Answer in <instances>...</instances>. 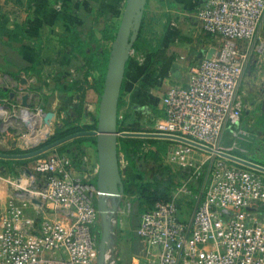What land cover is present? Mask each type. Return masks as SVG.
I'll list each match as a JSON object with an SVG mask.
<instances>
[{
  "label": "built area",
  "instance_id": "obj_1",
  "mask_svg": "<svg viewBox=\"0 0 264 264\" xmlns=\"http://www.w3.org/2000/svg\"><path fill=\"white\" fill-rule=\"evenodd\" d=\"M196 16L203 31L219 39L218 48L189 66L185 83L167 87L160 101L163 116L148 132L172 143L171 162L194 165L187 156L202 153L208 164L206 188L189 219L169 197L141 213L136 233L146 264H264V216L256 212L264 204V171L233 158L249 160L235 153L245 150L240 144L250 137L241 128L237 97L249 54L260 51L254 43L264 24V0H205ZM24 112L39 124L32 127ZM44 114L42 108H20L25 148L38 145L34 132L46 125ZM32 158L38 177L29 174L28 185L9 197L0 217V264H96L95 182L77 175L63 153ZM32 199L62 210L60 216L42 218L36 233L24 224L30 221L25 210L38 205ZM56 249L64 255L56 257Z\"/></svg>",
  "mask_w": 264,
  "mask_h": 264
},
{
  "label": "crops",
  "instance_id": "obj_2",
  "mask_svg": "<svg viewBox=\"0 0 264 264\" xmlns=\"http://www.w3.org/2000/svg\"><path fill=\"white\" fill-rule=\"evenodd\" d=\"M204 1H146L143 19L148 29L151 25L155 27L160 21L165 24L164 27L167 26V29L159 34L161 35L159 39L154 38L155 42L153 45L158 42L165 54L164 59L160 63L155 64L154 73L158 72L162 64L169 63L170 51H176L181 59L179 66L176 67L174 65L172 68L170 75L174 80L170 84L185 83L189 66L199 63L208 54H214L218 48L219 39L204 32L196 16L197 7ZM123 2L124 0H89L88 7L101 9L106 15L110 14L108 11L110 9L113 15H111L108 22L111 23L118 19L120 12L122 14ZM62 6V3L57 2L55 4L52 0H0V153L2 154H22L25 152L8 153L6 151L27 149L23 148V142L20 140L21 128L16 126L18 122L20 123L18 112L22 107L31 109L42 108L45 111L52 110L54 112L51 119L53 126L57 125L59 127L62 119L71 117V121L67 119L63 123L66 124L64 128L71 125L80 127L81 130L78 131L96 128L100 94L92 88V76L88 75L84 78L83 74L78 70L79 63L59 43V38L69 34L73 23L79 22V19L73 14L69 13L70 16L68 17V12L63 11ZM177 30L179 33H177ZM263 32L264 24L259 37L262 36ZM96 35L99 38V42L103 43L101 34L96 32ZM168 37L172 38V40L167 42V44H162L160 39L168 41ZM129 57L133 61L132 67L125 72L126 83L121 94L124 102L122 109L127 108L129 104H133V116L135 119L130 124L133 126V130L127 131L148 132L152 129L155 119L163 116V114L160 116L155 112V110H158L163 113L160 105L162 95L157 99L158 106L156 105L153 108L155 116L151 119H144L142 115L146 116L150 113L149 109L145 107L146 104L142 103H153L156 98L152 87H149L147 81L143 79L148 73H143V71L138 69L146 66L149 56L142 50L133 48ZM34 63H37L35 68H37L38 74L25 70L27 66ZM75 80L78 81L67 93L57 88L58 86L64 88ZM141 82L147 84L146 90L140 89L139 84ZM39 85H42L44 89H39ZM50 89L52 90L51 94L45 99L43 90L48 91ZM23 95H27L26 106L22 104ZM39 120L35 115H31L28 123L34 127L35 124H39ZM93 125L95 127L92 128L91 126ZM147 125H150L149 129ZM47 127L46 125L40 127L37 130L39 133L37 131L34 132V137L45 135L48 130ZM80 136L93 135L72 137L48 149L45 154L59 152L57 147L60 145L64 146L66 153L68 152V154L62 153L69 155L68 157L70 158V152L77 151V159L71 158L76 174L85 175L96 182L98 157L95 144L83 145L75 142L74 139ZM93 137L95 138V136ZM258 138H263V135L255 132L254 135H250L248 142L240 144L245 149V154L249 155L255 150ZM34 147L29 148L36 149L40 146ZM156 150L154 145L148 142L143 143L139 147L140 154H147V157H145L146 163L139 166L140 168L132 165L123 153L118 150L119 169L123 182L140 180L147 172L151 171L147 167L149 165L148 162L153 160L150 159L152 156H150L149 151L154 154ZM170 150L171 147L167 149L165 159L168 164L177 168L174 173L177 179H174L171 174L160 175V170H152V172L160 177L169 178L175 183L169 197H174L178 201L181 206L182 217L189 219L206 188L208 164L202 153L193 152L187 156V161L192 162L195 166L179 165L169 160L168 152ZM0 158L13 160L10 161V168L5 164H0L1 217L9 197L17 190H23L28 185L30 181L29 174L33 173V171L29 168L30 158L7 156H0ZM23 159L28 160L23 162ZM155 161L157 162V160ZM198 166L200 169L196 170ZM139 169L144 170V172ZM34 176L38 177V174L35 173ZM104 203L105 212L99 213L95 226L98 242L104 230L108 231L103 264H146L144 244L137 235L136 228L139 224L141 213L150 208L148 204L141 203V205L139 204L140 207L138 206L137 208L138 204L134 201V194H124V192L118 197H105ZM61 214V208L56 207L51 202L39 200L37 206H29L25 210V216L30 219L29 222L24 223L25 228L30 232L36 233L39 231V222L42 218H54ZM54 255L59 257L64 254L62 250L56 249L54 250Z\"/></svg>",
  "mask_w": 264,
  "mask_h": 264
},
{
  "label": "trees",
  "instance_id": "obj_3",
  "mask_svg": "<svg viewBox=\"0 0 264 264\" xmlns=\"http://www.w3.org/2000/svg\"><path fill=\"white\" fill-rule=\"evenodd\" d=\"M53 3L60 2L63 4L62 9L65 12L73 14L75 17L79 19V22L73 23L70 28L69 34L59 38V43L68 50L73 58L79 63L78 70L83 74L84 78L88 75L92 76L93 83L92 88L97 91L99 94L102 91L104 76L107 67L109 49L103 47V45L99 42V38L96 35V32L101 34L102 39L104 40H113L115 29H111L110 23L108 20L111 18L112 12L109 9L108 11L110 14H105L104 11L101 9H97L94 7H88L89 0H52ZM85 2V3H84ZM87 4V5H85ZM109 8V7H108ZM111 8V7H110ZM119 17H121V12ZM118 17V18H119ZM145 23L142 17L141 26L139 29L138 36L133 44V48L137 50H142L146 55L149 56V61L143 68H138L139 70L143 71V73L154 74L155 72V64L160 63L164 57V51L160 48V44L157 42L156 44H152L148 39L143 38L142 34L145 32ZM102 46V48H101ZM132 58L126 62L125 72L127 69L132 67ZM37 63L33 65L27 66L25 70H30L31 73H37V68L35 66ZM39 73H40V62H39ZM75 80L69 83L66 87H57L58 89L62 90L63 92L67 93L71 90L76 83ZM126 83V79L124 76L121 92L118 102V117H117V127L119 131L123 130H133V126L130 124L134 121L133 116V109L134 105L129 104L127 108L123 109V112L120 113V109L122 108L124 102L121 98V94L124 90ZM147 84L145 82H141L139 84L140 89H147ZM39 89H44L42 85H39ZM50 90H43V95L45 99L49 97L51 94ZM44 107V106H43ZM158 115H162L158 110H155ZM262 123L257 127L255 131L258 134H262L264 131V114L260 118ZM92 128L95 125L91 126ZM81 130L78 126L73 127H57L55 132L51 137L43 144H48L52 141L60 139L68 134ZM258 136V135H257ZM75 142L83 145H94L95 138L93 136H80L74 139ZM148 142L150 144L154 143L153 138H143L137 136H119L118 138V150L123 153L125 158L135 167L143 165L146 163L145 157H147L145 153H139V147ZM255 150L248 154H242L240 152H235L236 154L246 157L247 159L257 162L259 164L264 165V136L263 138H258L255 146ZM34 148H27L26 150L21 149H13L8 150V153H22L31 151ZM57 151L60 153L65 152L64 146L60 145L57 147ZM71 158L75 159L77 155V151H71ZM150 156H153L152 151H149ZM68 154V152L66 153ZM31 159V158H30ZM33 159V158H32ZM77 159V158H76ZM28 159H23L22 161L25 162ZM10 161L9 159L0 158V164H5L10 168ZM142 172L144 170L139 169ZM9 171H11L9 169ZM124 183V194H134V201L137 202V208L141 203H147L148 207H152L155 202L169 198L170 191L175 186V183L169 178L160 177L154 172L149 171L147 172L142 179L135 180V181H125ZM140 207V206H139ZM257 214L263 215L264 209L258 208L256 210Z\"/></svg>",
  "mask_w": 264,
  "mask_h": 264
},
{
  "label": "water",
  "instance_id": "obj_4",
  "mask_svg": "<svg viewBox=\"0 0 264 264\" xmlns=\"http://www.w3.org/2000/svg\"><path fill=\"white\" fill-rule=\"evenodd\" d=\"M147 0H125L119 25L109 50L106 72L102 91L99 96L96 128L92 130L78 131L68 134L60 139L40 146L22 154H2L0 156L31 158L44 153L48 149L78 135L95 136V147L98 157V171L96 176V188L98 190L97 207L100 213L105 212V197H118L123 194L124 183L119 169V136L156 137L158 134L137 131H119L117 127L118 102L122 82L125 76L126 62L129 59L133 44L138 36L142 22L143 12ZM207 56H210L208 54ZM27 95L22 96V104L27 105ZM54 115L52 110L45 111L43 120L49 126ZM236 160L264 171V166L243 158L233 157ZM39 204L38 200L32 199ZM259 208L264 209V204ZM105 229L98 242V258L96 264H103L106 248Z\"/></svg>",
  "mask_w": 264,
  "mask_h": 264
},
{
  "label": "rangeland",
  "instance_id": "obj_5",
  "mask_svg": "<svg viewBox=\"0 0 264 264\" xmlns=\"http://www.w3.org/2000/svg\"><path fill=\"white\" fill-rule=\"evenodd\" d=\"M125 6V0L122 3V7L124 8ZM68 17L70 16L69 13H67ZM72 20V19H71ZM119 21L120 18H118L115 21H112L110 23L111 29H115L113 32H115L114 34H116L118 25H119ZM164 23L162 21H160L158 24H156V26L154 27L153 25H151V27L148 29V26L145 25L146 30L145 32L142 34L143 38L148 39L152 44L155 42L154 38L159 39L161 35H159L161 32L165 31L167 29V26L164 27ZM181 26V25H180ZM154 30V32H153ZM181 30V29H180ZM177 33H179V31L177 30ZM115 36V35H114ZM174 36H176L174 34ZM114 40V39H113ZM113 40H104L103 39V43H101L103 46H106V48H108L110 50L111 45ZM168 41H163V39H160L162 44H167V42L171 41L172 38L167 39ZM158 41V40H156ZM105 42V43H104ZM256 45H259L260 47V51L256 52V50H254L253 52H251L249 54V58L248 61L246 63V66L244 68V72H243V78H242V84L239 88L238 91V97H237V101H238V111H239V120H240V124H241V128L243 130H246V132H249L250 135L251 134H255L254 130H257V127L262 123V120H260V118L262 117V115L264 114V32L262 34L261 37H258V39L255 41ZM108 46V47H107ZM177 46V45H175ZM169 50H171L170 47H168ZM174 49V47H173ZM255 52V53H254ZM170 60V61H169ZM179 60V61H178ZM180 58H179V54L177 55L176 51H170V59H168L169 63L166 64H162L159 67L158 72L152 74V75H145L143 77L144 80L147 81V83L149 84V87H152V91L153 94L156 95V98L154 99L155 101L152 102H148V103H142V104H146L145 107H147V109H149V115L147 114L142 115V117L144 119L147 118H153L154 115V111L153 108L156 107V105L158 106V101L157 99L162 95V93H164L165 89H167V87L170 85L171 82H173L174 79H172V76L170 75L172 72V68L175 65L176 67L179 66L180 63ZM155 106V107H154ZM123 112V109H120V113ZM151 115V116H150ZM71 117H67L62 119V121L60 122L61 126L59 127H64L63 124L67 121V119H70ZM63 124V125H62ZM18 126L19 128H21V131L25 130L24 125L18 122ZM75 125H71L68 127H73ZM148 129L150 125H147ZM57 125H52L50 126V128L48 129L47 127V133L45 135L40 136V138L38 139V146L43 145L50 137L51 135L54 134L55 129L57 128ZM238 126H231L230 129L232 130H236L238 129ZM20 131V132H21ZM238 134V132H237ZM262 135L264 136V131H262ZM38 136H35V138H38ZM154 139V143H152L154 145V148H156L157 150L155 151V153L153 154L152 161L148 162V168L152 171V170H160V175L162 174H171L173 175L174 179L176 178V175H174L175 171L177 170V168L172 167L170 164H168L166 162V151L167 149L172 146V143H169V141L167 140H163V139H159V138H154V137H150ZM228 140V139H227ZM231 140L226 142V146H231ZM23 148L25 149V147L23 146ZM35 148V147H34ZM50 152V151H48ZM242 154H244L243 152H240ZM71 155V154H70ZM69 156V155H68ZM158 156V157H157ZM157 160V162L155 160ZM30 160V169L33 171V165H34V161L31 157ZM168 168V169H167ZM33 173H36L33 171ZM94 182V180H93ZM199 183V181H197ZM146 205V204H144Z\"/></svg>",
  "mask_w": 264,
  "mask_h": 264
},
{
  "label": "bare ground",
  "instance_id": "obj_6",
  "mask_svg": "<svg viewBox=\"0 0 264 264\" xmlns=\"http://www.w3.org/2000/svg\"><path fill=\"white\" fill-rule=\"evenodd\" d=\"M31 115H33V114H31V113H28V112H24L23 114H22V117H23V119L26 121V122H28L30 119H31ZM34 120V119H33ZM47 126V125H46ZM38 132V131H37ZM39 133V132H38ZM47 133V132H46ZM40 136V135H39Z\"/></svg>",
  "mask_w": 264,
  "mask_h": 264
}]
</instances>
